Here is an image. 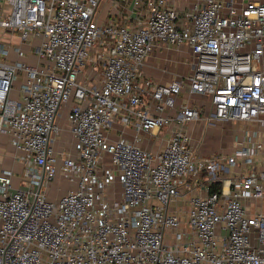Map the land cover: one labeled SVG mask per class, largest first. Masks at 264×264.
Wrapping results in <instances>:
<instances>
[{"label": "built area", "instance_id": "1", "mask_svg": "<svg viewBox=\"0 0 264 264\" xmlns=\"http://www.w3.org/2000/svg\"><path fill=\"white\" fill-rule=\"evenodd\" d=\"M186 2L0 0V27L38 58L14 60L21 43L0 36V136L24 166L18 187L0 176V264H264V207L250 210L264 171L192 195L185 218L174 207L186 177L213 183L249 152L199 153L186 127L202 108L178 105L182 91L209 97L210 120L264 127V0ZM184 44L188 75L144 73L154 50ZM67 105L73 144L58 150ZM172 124L157 152L124 136ZM60 177L73 186L50 198Z\"/></svg>", "mask_w": 264, "mask_h": 264}, {"label": "crops", "instance_id": "2", "mask_svg": "<svg viewBox=\"0 0 264 264\" xmlns=\"http://www.w3.org/2000/svg\"><path fill=\"white\" fill-rule=\"evenodd\" d=\"M186 1L187 0H178V4L183 5L187 3ZM0 29L3 30L1 27ZM3 34L8 35V33L5 32ZM36 43L37 41L35 44ZM21 47L24 51L23 54L17 55L14 53V60L27 61L31 64L38 63L37 56L35 55V58L27 52L29 44L21 43ZM190 57L191 52L186 44L178 48L172 46L157 48L148 57L144 67V73L155 82L179 79L190 73ZM181 103L201 106L202 108V117L191 122L186 127L192 138V145L199 153L216 156H229L237 154L240 150L247 149L249 151L246 155L238 156V161L235 166L226 163V168L221 172V179L216 180L213 183H210L206 179V174L186 177L184 183L180 186V202L174 205L175 209H177V211L179 210V214L185 218V212L189 209L188 200L192 195L209 188V186L213 191L224 190L225 192H228L231 187L230 181L235 177L246 175L254 171L257 173L264 171V127L260 123L253 121L237 122L231 120H210L208 117L213 111V106L209 97L201 94H191L188 89L182 91L179 96L178 105ZM67 107L68 105L65 109ZM169 112L175 114L176 110ZM62 122L64 123L63 120ZM174 127V124H172L163 127L158 131L155 130L153 132L141 133H137L133 128H127L124 132V136L131 140L138 139L137 143L141 147L152 152H157L162 150L168 142ZM208 133L210 134L209 137L212 139L210 147L213 148L211 149L206 146L207 150H202L200 145H203L202 142L205 141V137ZM217 141L222 144V147H220V149H222L221 151L215 150L216 146H213ZM252 148L254 149V153L251 154ZM0 149L4 150L0 151V176L3 175L4 170L10 169L12 171V187L20 186L23 180L22 178L24 177V166L18 156L21 153L12 146L9 142L8 136L5 134L0 136ZM57 149L61 150L62 148L60 146ZM249 158L252 159L251 162L249 161ZM64 186L65 183L64 180H62L60 186L53 190L49 189L48 192L50 198H58L65 193ZM72 186L69 185V187ZM110 190V198L112 201L121 198L122 186L119 181L113 183L110 186ZM250 206L251 211H254L255 208L262 209L264 207L261 200L250 201Z\"/></svg>", "mask_w": 264, "mask_h": 264}, {"label": "rangeland", "instance_id": "3", "mask_svg": "<svg viewBox=\"0 0 264 264\" xmlns=\"http://www.w3.org/2000/svg\"><path fill=\"white\" fill-rule=\"evenodd\" d=\"M3 33H4L3 30L0 29V36L6 42H8V43L10 42V44L6 43L8 46L14 47V44L21 43L20 42V38H19L17 33L13 34V35H6V34H3ZM8 37H9V40H6V38L8 39ZM27 44H29V49L27 51L28 54L29 55H33L35 57V50H34L36 48L35 41H33L32 43H27ZM11 56H12V58L15 57V54H14L13 51L11 52ZM18 84L19 83H17V85ZM14 94L16 95L17 91L13 92V95ZM68 110H69V106L66 108L65 112H62V114L60 116V119L63 120L64 123H63V128H62L61 134L58 137V141L56 143V147L57 148L60 147V146H61V148H70V147H72V144H73V139H72V135H71V132H70V123H69L68 115H67ZM207 135H206L207 139L205 137V141L202 142L203 145L202 144L200 145L202 150H207L206 146H208V148H211V149L213 148V147H210L211 144H212V139L209 137L210 134L208 133ZM213 146H216L215 150H218V151L222 150V149H220V147H222V144L220 142H218V141L216 143H214ZM0 151H4V150L0 149ZM62 180H64V183H65L64 191L66 192L71 187H69L70 183L67 181L68 179L65 178V177H60V178L55 179L49 189L53 190L54 188L60 186L62 184ZM115 182H117V181H115Z\"/></svg>", "mask_w": 264, "mask_h": 264}]
</instances>
